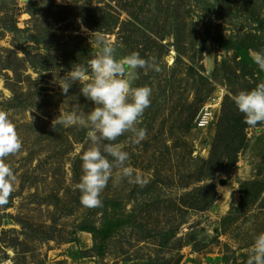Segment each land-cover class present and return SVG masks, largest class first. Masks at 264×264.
Returning a JSON list of instances; mask_svg holds the SVG:
<instances>
[{"label": "rangeland", "instance_id": "obj_1", "mask_svg": "<svg viewBox=\"0 0 264 264\" xmlns=\"http://www.w3.org/2000/svg\"><path fill=\"white\" fill-rule=\"evenodd\" d=\"M97 35L161 71L135 84L152 89L137 125L146 139L115 142L146 183L110 180L102 206L86 208L76 186L87 130L55 119L94 108L79 82L68 97L58 83L94 58ZM242 44L253 46L245 65ZM261 49L264 0H0V111L23 142L6 160L16 182L0 207V264H247L264 233V133L236 106L223 129L220 119L231 87L264 82L252 60ZM206 105L213 120L198 128Z\"/></svg>", "mask_w": 264, "mask_h": 264}, {"label": "clouds", "instance_id": "obj_2", "mask_svg": "<svg viewBox=\"0 0 264 264\" xmlns=\"http://www.w3.org/2000/svg\"><path fill=\"white\" fill-rule=\"evenodd\" d=\"M95 43L98 52L94 58L74 64L59 79L62 83H58L61 93L67 96L73 82H79L80 94L94 108L86 112L75 104L63 113L60 111L55 119L63 127L87 130L90 147L80 157L83 175L76 186L81 193V204L86 208L102 206V192L110 180H127L141 187L146 183L129 166V152L115 142L126 133L131 134L132 144L139 145L146 139L147 129L137 125L151 104L152 89L135 84L141 72L161 71L155 58L145 59L138 52L119 56L118 49L123 45L103 35H97ZM252 60L264 72V49L254 52ZM231 99L243 115L244 123L258 134L264 133V82L251 90L240 91ZM22 143L8 114L0 111V207L9 203L16 182L15 172L6 160L21 150ZM247 264H264V233L254 237Z\"/></svg>", "mask_w": 264, "mask_h": 264}, {"label": "trees", "instance_id": "obj_3", "mask_svg": "<svg viewBox=\"0 0 264 264\" xmlns=\"http://www.w3.org/2000/svg\"><path fill=\"white\" fill-rule=\"evenodd\" d=\"M251 49H253V46H249V45H246V44H242L240 46V48L238 49V53L240 54V58L242 59V63H240V64L245 65V60H246L245 57L248 54L249 50H251ZM244 54H246V55H244ZM248 75H250L252 78H254V81H256L257 78H255V76L253 74H247L246 72H242L241 78L245 79V78L248 77ZM235 94H237V91L234 88L231 87L230 95L226 98V100H225V102H224V104L222 106V118L220 119V124H221L222 129H223V120H225L227 117L228 118L231 117V113L232 112L229 109L235 107V104L233 103V101L231 99V97L233 95H235ZM246 186H249V184H243V186H242V191L244 192V194L247 191V187ZM213 194L215 196V192ZM214 196H213V198H214ZM213 198L211 200H209L210 201L209 204L207 202V204H204V205H206V206L211 205L212 202H213ZM234 212H236V210H234ZM244 258L245 257L243 256V259Z\"/></svg>", "mask_w": 264, "mask_h": 264}, {"label": "built area", "instance_id": "obj_4", "mask_svg": "<svg viewBox=\"0 0 264 264\" xmlns=\"http://www.w3.org/2000/svg\"><path fill=\"white\" fill-rule=\"evenodd\" d=\"M213 106H205L197 120H196V125L198 128H207L209 127V125L211 124L212 120H213V111H212Z\"/></svg>", "mask_w": 264, "mask_h": 264}, {"label": "water", "instance_id": "obj_5", "mask_svg": "<svg viewBox=\"0 0 264 264\" xmlns=\"http://www.w3.org/2000/svg\"><path fill=\"white\" fill-rule=\"evenodd\" d=\"M221 184H224V181H223V182H221Z\"/></svg>", "mask_w": 264, "mask_h": 264}, {"label": "bare ground", "instance_id": "obj_6", "mask_svg": "<svg viewBox=\"0 0 264 264\" xmlns=\"http://www.w3.org/2000/svg\"><path fill=\"white\" fill-rule=\"evenodd\" d=\"M207 106V105H206ZM208 107V106H207ZM224 187V186H223Z\"/></svg>", "mask_w": 264, "mask_h": 264}]
</instances>
